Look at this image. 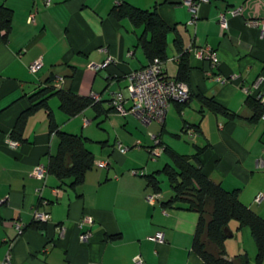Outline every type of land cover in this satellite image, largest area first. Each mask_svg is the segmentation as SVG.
Instances as JSON below:
<instances>
[{
    "label": "crops",
    "instance_id": "1",
    "mask_svg": "<svg viewBox=\"0 0 264 264\" xmlns=\"http://www.w3.org/2000/svg\"><path fill=\"white\" fill-rule=\"evenodd\" d=\"M126 1L155 9L173 29L166 37L167 77H176L181 52L189 55V99L172 102L162 122L144 125L110 109L112 93H126V75L149 63L138 43L143 27L127 18L118 21L112 14L116 0H0L12 12L9 32L0 30L6 37L0 39V264L7 257L8 264H134L138 255L145 264H205L192 249L198 213L179 203L164 205L172 191L162 169L172 161L165 152L147 160L154 137L181 155L205 147L198 157L203 173L223 189L237 190L239 201L264 219V119L251 120L253 110L242 90L264 76V38L258 27L246 24L264 19V0H208L199 5L194 22L181 0ZM232 8H240V14H229ZM220 13H225L227 31L219 24ZM207 47L217 52V67L194 53ZM37 59L42 65L31 73L28 66ZM107 59L109 63L98 66ZM233 74L237 77L231 78ZM46 86L99 96L96 106L74 116L60 109L57 96L48 99L57 130L88 139L85 146L94 156L93 167L75 187L70 186L72 178L30 175L34 165L47 167L58 149L47 109L28 117L24 141L8 144L29 96ZM200 97L213 99L237 117L211 111ZM193 126L197 130L190 136L186 128ZM118 143L126 147L124 153ZM98 161L107 165L97 166ZM148 174L159 181L153 203L147 201L155 194L143 177ZM35 211L48 213L49 220L35 221ZM85 216L93 222H83ZM17 223L23 227L20 234ZM229 228L233 235L224 242L227 258L246 254L249 264H257L249 228H238L234 220ZM159 232L160 242L153 240Z\"/></svg>",
    "mask_w": 264,
    "mask_h": 264
},
{
    "label": "trees",
    "instance_id": "2",
    "mask_svg": "<svg viewBox=\"0 0 264 264\" xmlns=\"http://www.w3.org/2000/svg\"><path fill=\"white\" fill-rule=\"evenodd\" d=\"M112 14L118 21L127 18L132 25L143 27L144 33L139 35L138 43L149 62L155 57L165 61L166 37L173 29L155 9L143 10L130 5L126 0H118L112 8ZM11 19L12 12L0 6V30L4 29L5 34L10 30ZM0 39L5 41L6 37L2 35ZM175 43L181 52L183 49L180 46V38L177 37ZM188 56V52L182 51L178 58V71L174 77L177 81L187 82ZM51 96L58 97L60 109L68 116H74L87 106H96L99 102L92 96L83 97L67 90H57L51 86L39 88L29 96V106L15 119L10 137L15 141H24L23 132L28 117L41 108L47 109L50 131H55L59 140L57 152L49 157L47 172L61 181L72 178L70 186L75 187L83 182L85 173L93 167L94 156L85 146L88 139L57 130V125L48 107V99ZM247 98V103L253 110L251 120L255 121L262 117L264 106L254 95H249ZM200 101L203 106L215 113H220L227 118L237 117L213 99L200 97ZM110 109L113 111L112 108ZM187 129H194V126L193 128L187 127L186 131ZM163 148V152L168 154L172 161V165H166L162 169L172 191L171 197L164 205L179 203L184 208L198 213V222L192 242L193 251L201 257L205 264H249L246 254H237L232 259L226 256L224 242L228 237L225 228L229 227V223L234 220L238 223V228H249L257 248L255 261L261 264L264 255V219L239 201L237 190L227 191L203 173L198 157L205 147L196 149L195 153L190 156L178 154L167 146ZM143 177L152 191L158 194L160 187L155 175L148 174ZM32 225L41 228L39 222H34Z\"/></svg>",
    "mask_w": 264,
    "mask_h": 264
},
{
    "label": "built area",
    "instance_id": "3",
    "mask_svg": "<svg viewBox=\"0 0 264 264\" xmlns=\"http://www.w3.org/2000/svg\"><path fill=\"white\" fill-rule=\"evenodd\" d=\"M208 0H181V3L186 5L191 12L190 22H194L196 18V12L201 3ZM47 3V2H46ZM118 3V0H116ZM227 12L233 16L240 14V8L228 9ZM28 20L34 21L33 15H30ZM219 24L224 31L228 29V22L225 17V13L219 14ZM248 26L258 27L261 37L264 38V19L263 20H247ZM194 53L197 57L207 60L212 67H217L220 63L218 54L215 50L209 47L205 49H194ZM110 59H107L104 64L99 67L105 66L109 63ZM42 65L41 59H37L29 64L28 70L31 73L36 72ZM163 61L155 57L145 67L131 71L126 75L128 85L126 87V93L121 91L113 92L109 105L113 111L121 116L133 115L142 124L149 125L153 121L162 122L167 108L172 102L185 103L190 96L189 87L187 83L183 81H177L169 78L164 73ZM98 66H93L98 68ZM209 74V71L207 72ZM237 74H233L231 78H236ZM215 79L222 83L224 79L221 77H215ZM242 90L245 94L254 95L256 99L264 106V76L260 75L253 83L252 87L242 86ZM92 97L98 101L99 96L93 94ZM128 104V105H127ZM264 119V112L262 114ZM188 135H193V129H187ZM154 147L149 149L151 159H156L163 153V146L160 141L154 137ZM8 144L12 147L17 145L16 141L9 140ZM117 149L124 153L127 149L120 143L117 144ZM97 166H106V162L98 161ZM30 175L37 179H43L47 175V167L43 164L34 165L30 171ZM157 194H151L147 196V201L153 203L157 199ZM261 195L256 197V201H259ZM34 220L40 222H46L49 220L48 213L35 211ZM83 222L92 223L93 218L90 216L83 217ZM16 230L18 234L22 233L23 227L20 223L16 224ZM153 240L162 241L163 234L157 233ZM134 264H145L141 256H136L133 259ZM9 263V257L3 262V264Z\"/></svg>",
    "mask_w": 264,
    "mask_h": 264
},
{
    "label": "rangeland",
    "instance_id": "4",
    "mask_svg": "<svg viewBox=\"0 0 264 264\" xmlns=\"http://www.w3.org/2000/svg\"><path fill=\"white\" fill-rule=\"evenodd\" d=\"M111 134H112V133H111ZM112 136H113V135H112ZM182 141H189V140H188L187 137H183V138H182ZM191 142H192V141H191ZM103 148H104V147H103ZM158 158H159V157H158ZM158 158H156V159H158ZM163 158H164V157H163ZM147 160H148V161H154L153 159L150 158V155H149L148 153H147ZM161 177L165 179V177H164L163 175H161ZM165 182L167 183L166 180H165Z\"/></svg>",
    "mask_w": 264,
    "mask_h": 264
},
{
    "label": "water",
    "instance_id": "5",
    "mask_svg": "<svg viewBox=\"0 0 264 264\" xmlns=\"http://www.w3.org/2000/svg\"><path fill=\"white\" fill-rule=\"evenodd\" d=\"M225 232L227 233L228 238H230L233 235L229 227L225 228Z\"/></svg>",
    "mask_w": 264,
    "mask_h": 264
}]
</instances>
